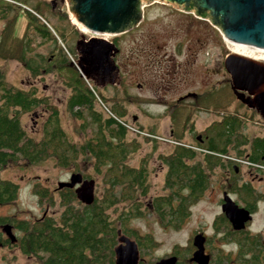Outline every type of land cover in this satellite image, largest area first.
Here are the masks:
<instances>
[{"label":"trees","instance_id":"1","mask_svg":"<svg viewBox=\"0 0 264 264\" xmlns=\"http://www.w3.org/2000/svg\"><path fill=\"white\" fill-rule=\"evenodd\" d=\"M33 1L0 0L1 20L13 9L20 10L26 20L24 40L12 57L33 77L53 70L59 73L69 89L67 111L80 121L79 129H89L91 136L78 143L69 141L61 127L58 110L49 103L47 96H39L34 86L20 88L9 83L0 69V171L7 163L18 159L36 163L52 157L57 165L67 167L79 158H89L94 171L102 175L105 189L100 197L94 195L90 204L81 203L72 188L58 189L62 210L57 219L48 214L33 220L0 215V247L16 246L22 254L38 257L41 264H114L113 248L117 244V229H120L136 242L137 264H142L141 257L151 251L157 241L151 234L139 233L127 226L131 218L142 214V204L136 198L148 193L149 183L144 158L136 167L125 162L128 154L139 146L135 139L127 140L128 128L123 121L126 109L120 99L113 97L109 107L103 105L106 113L97 110L96 102L104 104L107 98L80 75L66 55L74 57L65 44L64 33L50 25L42 14L41 5L51 6L45 1ZM8 28L6 26L5 30ZM36 38L53 43L55 48L50 54L40 56V60L27 56L33 51ZM38 106H43L48 113L40 137L34 139L21 126L20 114ZM241 122L239 116L227 114L198 133L201 140L194 139L196 149L177 142L170 153L158 156L166 168L163 181L166 192L153 197L149 206L162 225L173 229L182 225L191 204L208 186V172L216 166L224 167L223 157L228 155L229 149H236V155L243 156L249 163H264V136L249 138L242 134ZM144 138L156 141L152 135ZM242 144L248 145L247 152L238 149ZM228 162L235 173L232 165L237 163L231 159ZM81 175L89 179L88 174ZM230 189L250 203L264 197V193L255 192L248 184L238 186L235 182ZM17 191V183L0 176V205L13 202ZM33 192L39 201L52 203L45 187L35 184ZM124 202L131 204L116 217H111L110 208ZM213 225L215 229L226 227V240L235 241V261L264 264V242L258 234H249L245 228L233 230L222 213L215 217ZM5 226L18 232V235L12 234L13 240L1 232ZM189 243L186 248L172 247L171 254L177 256L175 264H183V254L192 252L194 247L191 241ZM229 261L230 254L219 250L210 264H228Z\"/></svg>","mask_w":264,"mask_h":264},{"label":"rangeland","instance_id":"2","mask_svg":"<svg viewBox=\"0 0 264 264\" xmlns=\"http://www.w3.org/2000/svg\"><path fill=\"white\" fill-rule=\"evenodd\" d=\"M39 1L41 3L45 1L51 6V8H48L45 5H41L43 17L50 25L62 30L65 35V44L74 57L67 54L65 50L64 52L74 62L77 58L75 51L76 40L80 38V35L87 39L90 33L75 22L68 10V0ZM21 6L24 8L23 5ZM182 9V6H177L175 3L165 0H154L151 3H145L143 6L144 20L145 22H154L152 26L170 25L173 27L180 20L177 14H183L187 15V17L189 15L188 18L192 21L197 20L209 27L211 31L205 27L203 29L204 39L207 44L203 48H198L195 53V56L199 59L207 58L210 60L212 77L214 78L205 104L201 103L205 108L200 105H191V103H182L179 106L169 103L168 105L165 104L166 99L175 98L179 88L172 85H170L171 88L166 87L168 82L165 80L161 82L159 79L164 76L165 79L169 78V82L175 80L180 72L175 71L173 63L178 61L185 62L186 60L184 58H186L185 53L187 50L184 45L182 49L181 47L178 50L176 49L177 36L174 34L157 37L158 53L162 58L158 56L152 58L148 54L145 57L143 53L140 54L139 52L141 66L140 64L132 66L131 77L126 79L120 76L118 85L106 84L97 79L88 81L107 98L104 104L99 100L96 102L97 110L106 113L105 107L107 108L111 105L113 97L120 99L122 106L126 109L123 121L125 120L128 128L127 140L135 139L139 146L128 154L125 162L130 166L136 167L141 159H145L148 169V193L145 196H137V201L142 204V214L131 218L127 224L128 227L137 230L139 233L151 234L157 241V245L141 257L143 261L153 263L161 257L172 255L171 250L174 245L186 248L190 244L189 242L192 241L193 235L200 231L207 238L205 253H209L211 257H214L215 253L221 250L223 253L230 254L229 264H238L234 261V252H236L235 241L226 240L224 236L226 227L215 229L213 220L222 213L220 200L223 191H226L237 204L240 205L244 202L241 194L230 189L234 187L235 182L238 183V181L250 179L254 191L264 193V167H256L253 164H249L243 156L236 155V149H229L228 155L223 157L224 167L216 166L208 172V186L199 199L191 204L189 215L178 229L162 225L149 206L153 197L166 192L163 187L166 168L158 156L170 153L174 143L177 142L196 149L193 138L188 137L187 132H184L186 127L188 128L192 123L195 132L200 131L213 120L219 119L215 114H218L219 111H226L227 114H234L241 118L242 134L249 138L264 135V122L260 115L248 111L237 102L230 87L229 75H222V71L225 70L223 60L228 53L232 52L231 48L233 46L227 42L228 40L225 41L223 39L219 30L207 18H197L194 13L185 12ZM6 26L9 27L8 31L5 30ZM25 27L26 20L23 13L18 9L11 10L8 12L7 18L0 19V69L3 71L6 80L20 88L34 86L39 96H47L49 103L55 105L58 110L61 127L69 141L78 143L89 138L91 136L90 130L81 131L79 129L80 121L73 118L66 109V98L69 94V89L63 83L60 74L53 70L33 77L19 61L12 57L19 51V44L24 40ZM114 36L103 35L109 41ZM128 36V33H123L117 37L118 42L122 44V54L124 52L123 45L125 46V40ZM195 36L192 35L191 40L195 39ZM35 41L33 51L27 53V56L40 60V56L48 55L55 49L51 42H43L38 38ZM58 43L61 45L59 40ZM144 43L149 46L146 40H144ZM139 44L143 43H136L137 48ZM192 50L194 51L193 48H191ZM151 51L155 53L156 49L152 48ZM188 52H190V49ZM170 56L173 60L168 61L166 57ZM245 56L254 59V56H260L261 59L256 58V60L264 62L263 51L250 52V54L248 53ZM167 63L168 66H165ZM120 70L123 72L125 68L121 66ZM173 75L176 76L175 79L171 78ZM136 82L141 83L138 86ZM181 85L180 89H183L184 86L185 89L190 88L187 86L188 83H182ZM159 94L164 95V98L159 99ZM150 98H153V100H150ZM47 113L43 106H38L20 114L21 126L28 136L34 139L40 137L42 123ZM133 116H135L136 120L132 118ZM146 135H152L156 138V141L146 140L144 138ZM154 143L155 148L153 147ZM238 149L243 150L241 145H239ZM226 157L229 158L226 159ZM230 159L237 163V165H232L235 173L228 165L230 164L228 162ZM74 172L88 174L89 178L94 180V195L100 197L103 194L105 184L102 175L94 171L89 158H79L75 164H70L67 167L57 165L52 157L36 163L27 162L23 159L7 163L1 169L0 176L17 183L18 191L13 202L0 205V215H12L17 218L33 220L43 214H48L57 219L62 210L61 205L58 203L57 183L59 181H67L70 174ZM227 177L230 180V184L226 183ZM35 184H39L48 190L52 199L51 204L46 200H38V197L33 192ZM255 203L256 209L250 220L248 233L258 234L264 242V225L262 221L264 216V197L256 200ZM130 204V202H124L111 207L109 215L116 217ZM7 229L10 233L18 235L15 229L10 227ZM1 232L5 234L3 228H1ZM191 253L183 254L181 257L183 264H194L189 261ZM0 264H41V261L34 255L22 254L16 246L0 247Z\"/></svg>","mask_w":264,"mask_h":264},{"label":"water","instance_id":"3","mask_svg":"<svg viewBox=\"0 0 264 264\" xmlns=\"http://www.w3.org/2000/svg\"><path fill=\"white\" fill-rule=\"evenodd\" d=\"M154 0H68V10L77 24L90 33L85 39L80 35L75 42L77 58L73 62L85 80H94L96 75L106 77L104 83H113L108 76L117 73L113 56L118 48L105 36L124 33L135 27L142 19L143 6ZM182 6L196 17L207 18L223 39L243 43L264 50V0H165ZM192 10V11H191ZM223 66L230 78V87L235 97L254 108L264 122V62L228 53ZM246 92V94H245ZM236 170V168H235ZM72 188L76 198L90 204L94 198V180L83 178L78 172L71 173L67 181H59L57 188ZM220 210L233 230L245 228L251 220L247 209L239 206L226 191L222 193ZM264 225V216L262 218ZM5 226V233L14 239ZM205 236L196 232L192 237L194 250L189 261L208 264L209 255L204 252ZM114 264H137L139 251L136 242L117 229V244L113 248ZM176 255L161 257L153 263L175 264Z\"/></svg>","mask_w":264,"mask_h":264},{"label":"flooded vegetation","instance_id":"4","mask_svg":"<svg viewBox=\"0 0 264 264\" xmlns=\"http://www.w3.org/2000/svg\"><path fill=\"white\" fill-rule=\"evenodd\" d=\"M173 13H175V12H173ZM186 14H190V13H186ZM177 17L180 18V20L173 27L170 25H167V26H155L154 25V26H152V23H154V22H148V21L145 22L144 12H143L142 19L139 21V23L135 27H133L132 29L124 32V33H128L129 38L127 37L128 40L126 39L125 40V46L123 45V49H124L123 54H122V44L120 42H118V40H117L118 35L111 38L110 41H112L115 44V46L118 48V51L112 57L114 64L117 67V73L116 74L112 73L108 77L114 79V82L112 83V85H118L120 83V76H123L126 79L131 77L132 66L134 67L135 65H139V64L141 66V59H140L141 56L139 55V52H140V54L143 53L145 57H146V54H148L149 57L151 56L152 58H156V56L161 57V55H159V53H158L159 46H158V44H156L157 37L163 36V35L165 36V35H173L174 34L177 36L176 49L178 50L180 47L182 49L183 45H184V48H186V50H187L185 53L186 58H184L186 60H185V62L178 61V62L173 63V67H174L175 71L180 72L179 74H177L178 75L177 78L175 75H173L171 77L172 79L176 78L175 80L169 82V80H168L169 78L165 79L164 76L159 79L161 82H163L164 80L168 82L166 87L171 88L170 85H172V86L179 88V89H177L179 91L176 94L175 98L170 99V100L166 99L165 104L168 105V103H169L171 105L174 104V105L179 106L182 103L183 104H190L191 103V105L192 104L197 105V106L200 105L201 107L205 108V106L203 104H205V102H206V98L208 96V93L210 92V87L212 85L214 78L212 77V68H211L210 60H208L207 58L199 59V58H197V56H195V53H196V50H198V48H203L207 44L206 43L207 41L204 39L203 29H205V28H207L208 30H210V29L205 24H203L197 20L192 21L191 19L188 18L189 15L187 17V15L177 14ZM197 18H199V17H197ZM121 34H123V33H121ZM121 34H119V35H121ZM192 35L193 36L197 35V36H195L196 37L195 39L191 40ZM144 40H146V43H148L149 46H146V44L144 43ZM141 42L143 44H139L138 48H137V46L135 44L141 43ZM194 42H197V43L194 44ZM152 48L156 49L155 53L153 51H151ZM191 48H193L194 51L193 50L191 51ZM189 49H190V52H188ZM166 59L168 61L173 60V58H171V56L166 57ZM121 66H123L125 68V71L122 72L120 70ZM165 66H168V63ZM222 75L227 76V73L225 70L222 71ZM95 79H97L100 82L101 81L104 82L106 77L101 76V75H96ZM177 82H178V84L176 85ZM136 83H138V82H136ZM140 83L141 82L138 83V86L140 85ZM182 83H184V84L188 83L187 86H189L190 88L185 89V86H184L183 89H180L182 86L181 85ZM245 94H246V92H245ZM158 98L163 99L164 95L159 94ZM234 98L237 100V102L241 106H244V108L247 109L248 111L254 112L255 114H259L254 108L248 107L246 104H244L243 102L238 100L235 96H234ZM156 99H157V97H156ZM150 100H153V98L152 99L150 98ZM201 103H203V104H201ZM206 113L212 115L209 112H206ZM215 115L219 119H222L224 116L227 115V112L226 111H219L218 114H215ZM132 118L135 119V116H133ZM185 130L186 131H184V132H187L188 137L190 136L191 138H193V140L194 139L201 140V139H199L200 137L198 134L201 130L195 132V130L193 128V123L188 128L186 127ZM263 136H254V137H263ZM241 146H242L243 151L245 150L247 152V150H248L247 146L248 145L242 144ZM249 164H253L256 167H264V163H249ZM226 183L230 184V180L228 177L226 179ZM243 184H248L251 186L252 182L250 179H247V180H242L241 182L238 181V183H237L238 186H242ZM243 201L244 202H242L240 205L239 204L238 205L247 209L249 211V213L251 214V216H253V214L255 213V209H256V203L255 202L250 203L247 198H244ZM221 203H222V198L220 200V205H221ZM245 205H247V207H245ZM250 222L251 221L249 220L245 223L246 231H248V226L250 225ZM198 232H200V231H198ZM206 242H207V238L205 237L204 252H205ZM234 253L236 254V252H234ZM235 254H234V257H235ZM208 255H209V263L208 264H210L212 257L209 253H208ZM236 262L238 264H249L248 261H238L237 260ZM228 264H229V262H228Z\"/></svg>","mask_w":264,"mask_h":264},{"label":"bare ground","instance_id":"5","mask_svg":"<svg viewBox=\"0 0 264 264\" xmlns=\"http://www.w3.org/2000/svg\"><path fill=\"white\" fill-rule=\"evenodd\" d=\"M76 22V21H75ZM81 26V25H80ZM82 27V26H81ZM83 28V27H82ZM81 28V29H82ZM84 29V28H83ZM229 44H231L233 47L231 48L232 52L235 53V54H240V55H248V53L250 54V52H256V51H263L264 50H261V49H258L254 46H251V45H247V44H243V43H238V42H233V41H227ZM255 59L256 58H259L261 59L260 56H254Z\"/></svg>","mask_w":264,"mask_h":264}]
</instances>
